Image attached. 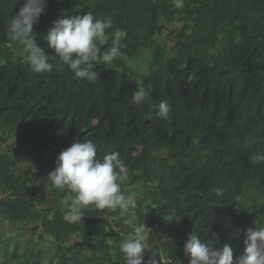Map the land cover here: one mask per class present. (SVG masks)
<instances>
[{"label":"trees","instance_id":"trees-1","mask_svg":"<svg viewBox=\"0 0 264 264\" xmlns=\"http://www.w3.org/2000/svg\"><path fill=\"white\" fill-rule=\"evenodd\" d=\"M22 4L0 0V141H10L0 148V219L14 230L0 234V264H123L119 244L140 223L158 238V264H188L191 232L242 253L245 230L264 226V162L250 159L264 154V0H46L33 26L53 65L44 74L9 46ZM85 12L111 17L109 34L126 32L120 59L96 65L95 85L42 38L60 14ZM139 88L150 95L137 105ZM161 101L167 120L156 115ZM86 140L98 159L119 152L132 214L90 205L82 222L64 220L69 193L48 174L59 152Z\"/></svg>","mask_w":264,"mask_h":264},{"label":"clouds","instance_id":"clouds-1","mask_svg":"<svg viewBox=\"0 0 264 264\" xmlns=\"http://www.w3.org/2000/svg\"><path fill=\"white\" fill-rule=\"evenodd\" d=\"M174 2L176 7L183 6V0ZM45 8L46 0H23L19 11L7 25L9 46H22L31 70L37 74L51 73L53 70L49 54L38 45L33 30ZM113 28L111 17L98 19L91 12L83 15L60 14L42 38L47 48L55 53L53 58H58L66 65L75 78L95 85L100 79V72L94 70L96 65L102 63L106 68H111L121 57V41L126 32L115 28L109 34L108 30ZM102 48L105 50L102 51ZM149 95V91L139 88L133 93L132 102L139 105ZM169 113L167 101H161L156 115L167 120ZM250 159L253 163L264 162V154H254ZM128 175V168L119 152L113 151L98 159L97 146L91 140H86L72 142L58 153L55 168L49 172L48 180L57 189L69 193L61 201L68 208L63 218L74 224L82 222V210L90 205L97 210H119L121 215L132 214L136 200L132 195L122 192L120 183ZM220 191L216 189L217 194ZM244 237V250L235 256V249L230 243L213 248L193 232L188 235L182 251L188 257V264H264V226L249 227ZM150 239L149 228L145 223L134 227L131 234L119 244L123 264H158L151 250Z\"/></svg>","mask_w":264,"mask_h":264},{"label":"rangeland","instance_id":"rangeland-1","mask_svg":"<svg viewBox=\"0 0 264 264\" xmlns=\"http://www.w3.org/2000/svg\"><path fill=\"white\" fill-rule=\"evenodd\" d=\"M7 143H10V141H0V148L4 149L7 145ZM27 159H23L22 164L26 163ZM136 191V185L132 187V193H135ZM5 231L6 235H10L14 233V230H11V228L7 227L6 222H4L3 219H0V234H2V232ZM158 238L155 235H151V239H150V243H154L155 241H157Z\"/></svg>","mask_w":264,"mask_h":264}]
</instances>
